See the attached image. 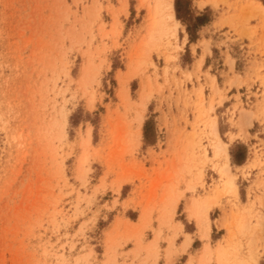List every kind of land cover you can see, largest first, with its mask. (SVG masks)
I'll use <instances>...</instances> for the list:
<instances>
[{
	"label": "rangeland",
	"instance_id": "374dc122",
	"mask_svg": "<svg viewBox=\"0 0 264 264\" xmlns=\"http://www.w3.org/2000/svg\"><path fill=\"white\" fill-rule=\"evenodd\" d=\"M165 1L0 0V264H264V0Z\"/></svg>",
	"mask_w": 264,
	"mask_h": 264
},
{
	"label": "bare ground",
	"instance_id": "6f19581e",
	"mask_svg": "<svg viewBox=\"0 0 264 264\" xmlns=\"http://www.w3.org/2000/svg\"><path fill=\"white\" fill-rule=\"evenodd\" d=\"M162 1V0H160ZM258 7V10L260 12L261 15L264 16V4L263 3H259L257 5ZM151 15H152V18H153V25L154 27H156V25H159V27L161 25L164 26V24L166 23V21L168 22H172L173 24V27H174V32H176V29L178 28V26L181 24L179 19L176 17V10H175V5H174V0H166L164 3L162 2H157L151 12ZM167 25V24H166ZM152 27V26H151ZM167 28V27H166ZM152 28H150V32L153 31L151 30ZM158 29V28H156ZM164 33V32H163ZM153 34V33H151ZM128 76L131 77V73L127 74ZM125 76V75H124ZM127 76V77H128ZM122 77V76H121ZM124 82V81H122ZM125 83V82H124ZM122 84V83H121ZM128 90L126 91V89L124 90V96H129L128 94ZM123 98V97H122ZM146 98V95L145 97ZM129 99V98H128ZM125 100V99H124ZM139 135L140 137L142 136V130H141V124L139 126ZM89 136H90V131H89ZM88 136V137H89ZM226 153H227V156L229 157V152H227V148L224 147ZM195 204L198 206L199 205V202H195ZM209 205H204L202 208H201V215L199 218H201L205 223L206 225L208 226L209 225ZM206 235H208V233L206 232L205 233ZM187 239H189V237H187ZM186 239V240H187ZM189 240L185 241L184 243V246L188 243ZM209 250V247H206L205 248V251H208ZM209 252V251H208Z\"/></svg>",
	"mask_w": 264,
	"mask_h": 264
},
{
	"label": "crops",
	"instance_id": "0c3cea01",
	"mask_svg": "<svg viewBox=\"0 0 264 264\" xmlns=\"http://www.w3.org/2000/svg\"><path fill=\"white\" fill-rule=\"evenodd\" d=\"M182 235V236H181ZM156 233H148V240L146 242L148 243V257H146V251H142L139 253L138 247L135 244L129 245L127 244L126 247L123 249L124 252H130V257L126 258L124 255V259L121 258L120 262L123 264L125 262L126 264H152V258L149 256L150 253H154L156 249V245L158 244L159 254L157 258V262L155 264H172V261H169V259L166 257L167 254V247H168V241L166 239L165 233H162V236L156 239ZM178 237L180 238V242L176 240V243L178 246H181V243L184 241L183 233H179ZM182 237V238H181ZM157 240V243L155 242ZM133 243V242H132ZM189 245L187 246V248ZM186 248V249H187ZM136 253L139 254V256H134Z\"/></svg>",
	"mask_w": 264,
	"mask_h": 264
},
{
	"label": "trees",
	"instance_id": "16d2710c",
	"mask_svg": "<svg viewBox=\"0 0 264 264\" xmlns=\"http://www.w3.org/2000/svg\"><path fill=\"white\" fill-rule=\"evenodd\" d=\"M183 2H185L186 5H188L189 0H175V9H176V14L178 18H181V7ZM241 152L240 153H232L233 160L236 162H242L246 158V149L244 147H240Z\"/></svg>",
	"mask_w": 264,
	"mask_h": 264
}]
</instances>
